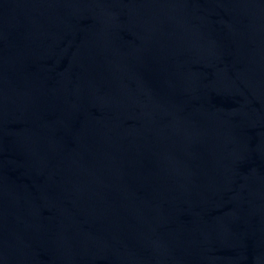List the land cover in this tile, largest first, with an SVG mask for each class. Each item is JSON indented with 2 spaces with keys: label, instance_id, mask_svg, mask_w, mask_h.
Wrapping results in <instances>:
<instances>
[{
  "label": "water",
  "instance_id": "95a60500",
  "mask_svg": "<svg viewBox=\"0 0 264 264\" xmlns=\"http://www.w3.org/2000/svg\"><path fill=\"white\" fill-rule=\"evenodd\" d=\"M0 264H264V0H0Z\"/></svg>",
  "mask_w": 264,
  "mask_h": 264
}]
</instances>
